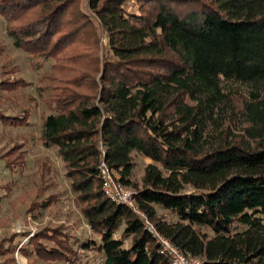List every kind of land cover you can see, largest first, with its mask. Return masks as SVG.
Returning <instances> with one entry per match:
<instances>
[{"label":"trees","instance_id":"16d2710c","mask_svg":"<svg viewBox=\"0 0 264 264\" xmlns=\"http://www.w3.org/2000/svg\"><path fill=\"white\" fill-rule=\"evenodd\" d=\"M79 1L0 0L13 45L52 61L39 137L98 237L45 228L21 253L171 264L144 219L102 188V160L131 186L139 154L149 162L133 197L157 232L201 264H264V0ZM226 82L247 87L238 105ZM0 123L29 122L0 110ZM13 241L0 243V264H17Z\"/></svg>","mask_w":264,"mask_h":264},{"label":"rangeland","instance_id":"374dc122","mask_svg":"<svg viewBox=\"0 0 264 264\" xmlns=\"http://www.w3.org/2000/svg\"><path fill=\"white\" fill-rule=\"evenodd\" d=\"M105 42L101 38L99 46L103 47ZM69 51L65 50L66 53ZM51 63L50 59L15 47L5 32L0 16V80L6 79L11 83L9 91L0 96V110L8 115H23L29 122L18 126L0 123V243L14 239L17 247L13 257L17 264H97L96 251L80 250V259L70 263L47 261L34 254L26 256L19 250L21 246L29 245L33 233L60 225L73 237L98 239L74 202V193L64 176L61 159L54 149L44 147L39 137L42 117L49 112L44 104L45 92L41 88L43 82H40V76L49 70ZM225 85L232 93V104L238 105L237 97L246 93L247 87L233 82H226ZM231 130L239 131L233 124ZM133 159V183L125 185L132 191L141 187L144 166L149 162L139 154H134ZM6 161L22 164L8 169ZM6 185L10 186L9 190L4 189ZM41 200H49V205L41 208L38 206ZM162 211L158 209V212ZM167 218L173 219L170 215Z\"/></svg>","mask_w":264,"mask_h":264},{"label":"built area","instance_id":"2783aa9c","mask_svg":"<svg viewBox=\"0 0 264 264\" xmlns=\"http://www.w3.org/2000/svg\"><path fill=\"white\" fill-rule=\"evenodd\" d=\"M99 170L102 178V188L106 196L132 207L144 219V223L153 233L161 249L169 257L171 264H201V258L180 251L168 238L156 231L154 226L146 219L145 214L137 209L133 197L134 192L118 180L116 173L103 160L99 164Z\"/></svg>","mask_w":264,"mask_h":264}]
</instances>
